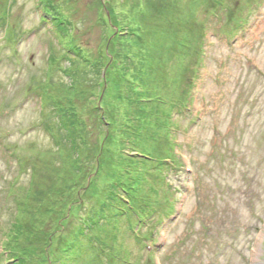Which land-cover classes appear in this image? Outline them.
<instances>
[{"label":"rangeland","instance_id":"obj_1","mask_svg":"<svg viewBox=\"0 0 264 264\" xmlns=\"http://www.w3.org/2000/svg\"><path fill=\"white\" fill-rule=\"evenodd\" d=\"M137 1L0 0V256L5 223L16 218L15 188L29 197L28 211L39 201L44 205L34 225L51 245L39 239L30 244L34 253L44 254L42 264H51L55 252L71 249L70 242H76L73 252L64 253L59 264H264V0H145L144 11ZM51 4L62 11L54 23L69 19L74 43L96 63L105 61L104 70L65 55L72 46L61 43L52 18L45 19L50 13L44 6ZM113 6L138 14L145 34L153 38L154 46L147 44L155 55L150 84L167 100L159 110L172 124L157 129L155 146L158 152L171 147L172 155L163 153L162 159L171 158L172 164L158 170L139 166L144 177L133 222L112 217L104 223L102 233L109 242L117 241L99 262L89 242L75 236L77 215L86 217L91 207L92 215L98 213L110 176L121 166V139L107 137L100 116L122 122L124 107L132 101L118 71L137 66L138 58L130 37L117 42L118 22L108 9ZM183 41L189 50L179 45ZM124 46L133 49L134 62L122 57L112 62L110 51ZM64 68L74 74L71 79L61 74ZM48 90V102L54 96L61 103L62 97L71 99L86 136L78 156L69 147L63 152L66 163L43 127ZM181 95L185 103L173 111L170 102ZM131 149L146 146L135 142ZM17 156L38 166L33 194L32 178L19 168ZM77 161L83 170H77ZM74 181L82 187L75 188ZM82 199L88 208L81 212ZM167 199L172 214L166 213ZM135 215L149 222L139 225ZM114 248L121 249L110 256Z\"/></svg>","mask_w":264,"mask_h":264},{"label":"trees","instance_id":"obj_2","mask_svg":"<svg viewBox=\"0 0 264 264\" xmlns=\"http://www.w3.org/2000/svg\"><path fill=\"white\" fill-rule=\"evenodd\" d=\"M145 5V0L137 1L138 9L141 11L145 10ZM44 9L50 13L49 15L46 14L47 17L45 19L52 18L53 28L55 33L57 32L56 34L61 38V43L66 46L69 44L72 46L68 48V52L65 53V55H67L68 58L76 60L78 63L92 67L90 69L94 71L100 69L104 70V66L106 64L105 61L100 60V62L96 63L79 45L74 43L73 37H70L69 34L71 27L69 19H66L64 23L59 21L54 23V18L62 17L61 8L51 4L44 6ZM108 9L110 16L114 17V19H117L118 22L116 23V30L118 32L117 42H123L128 37H130V40L135 44L137 49L138 58H136L137 66L129 68L123 66L118 71L120 79L124 80V83L130 90L128 100L132 101L129 103L130 109L128 106L124 107L126 114L123 116L122 122L120 121L121 123H118L115 120H108L106 114L100 116V120L103 122L104 127L108 128L107 137L112 138L113 136L119 135L118 137L121 139V142L117 143V147L119 149L118 152L122 158L121 166L117 167L110 176L112 182L106 187L104 193L102 194L103 197L98 205V213L92 215L93 210L91 207L89 208L90 210L86 217L83 215H77L79 226L75 236L80 237V239H84L86 242H89L94 256H99V262H101L104 257H107L103 254L108 251V246L111 243L117 241L112 239L111 242H109L108 235H104V232L102 233L104 223L108 222L110 219H112V217L118 220L123 219L126 222H133L132 216L135 213V206L140 199L139 192H141L142 186L140 178L144 177L142 168L140 167V169H138L139 166L147 163L155 166H153V170H158L168 165L165 160H171V158L162 159V154L165 153L167 156L172 155L169 152L171 147L165 152H158L155 146L159 142L157 129L159 130L162 127L169 129L172 127V124H167L166 121H164V117H167V119L169 118L168 114L165 111L159 110V108L167 107V100L160 93L161 91L159 89H154L150 84L151 75L153 74L151 69L153 68V63L155 64V55L152 53V51L150 52L151 48L149 49L147 44L151 43L152 45L153 38H148L145 34L146 25L142 22V20L137 18L138 14H134L130 10L119 9L116 6ZM58 11H61V13ZM104 20L105 19L102 18L101 22L106 26V20ZM64 37L70 38L71 40L66 43L64 41ZM179 45L185 50L190 49L186 41L179 42ZM124 49H126V51H124ZM124 49L123 51H110V53L114 55H112V62L116 61L119 63L121 57L125 58L128 62H134L135 56L134 53H132L133 49H130L126 46H124ZM59 51L62 52L63 49H59ZM182 55L185 56V53ZM116 57L118 59H116ZM50 61L54 65L57 63L55 57H50ZM60 71L63 77L65 75L71 79L74 76V74L70 72L69 68H64ZM100 86H102L101 82ZM49 90L43 94L44 98L42 105L43 109H46L47 111V116L44 120L43 127L44 131H46L54 141L53 142L51 140L53 146L55 148L57 147L56 149L59 147L61 148L59 151H57L58 158L60 161L66 163L67 154L66 158L62 157H64V153H67L68 147L72 148L71 150L73 151V155L75 154L78 156L81 153L80 144L84 143L86 136L84 134V128L82 127V124H80L78 121L80 114L70 105L71 99L62 97L64 99V103H61V98L54 96L50 97L49 99L51 100L48 102L47 97L49 95ZM183 103H185V99L181 95V98H177V101L172 103L170 102V107H172L173 111H175L177 107H182ZM101 109L102 108L100 107V112L103 110ZM43 112L45 111L42 110L41 114ZM116 130L117 133L115 132ZM67 142L68 144L66 145L64 151V146ZM135 142L144 144L146 149L144 151L131 149V145L135 144ZM131 150L133 152L127 153V151ZM17 158L19 168L23 167L25 171H29V176L32 178L29 191H31L33 194V189L36 188L35 179H37L39 174L38 166L35 167L33 165H29V162L25 156H17ZM77 164V170H83V164H80V161H77ZM77 181H74L73 185L76 186H74L75 188L79 189L82 187V185H80ZM11 191V197L15 201L16 218L11 223H5V233H2L4 239L2 240L3 253L2 256H0V264H4V262L10 260H12L11 262L14 264H42L44 261H46L44 254L41 253V255H39V253H34L31 250L32 248L30 247V244L34 242V239L35 241L39 239V244H42L46 241L44 240V234L40 236V232L37 235V232L39 231L36 225H34L37 224L36 221H34L36 219V217L34 219V216L40 213L38 207L42 206L43 209L44 205L41 203V201H39V205L33 208V210L35 209L34 211H28L29 197L24 198V195H22V192L19 191V189L13 188ZM108 196L109 198L107 199ZM124 196H126L128 199H125ZM30 199L31 201H38V199L33 197V195L30 196ZM111 199L113 200L111 201ZM61 202L63 203V201ZM66 202L67 200L63 203V205H66ZM165 203H168V209L166 213L172 214L174 212L173 206H170L168 199L165 201ZM78 206H80L81 212L86 211L88 208L87 201L82 199ZM49 209V212H53V209L55 208L53 207ZM59 213L62 215L65 214V209L59 210ZM21 214L22 216H20ZM137 216L138 215H135V217L138 218L139 225H141L140 223L149 222L145 221L144 218ZM20 217H23L24 220ZM44 232L46 233V230ZM47 237H50V235ZM46 242H48L47 246L51 245V240L48 238ZM75 243L76 242L69 243L71 245V249L69 247H65L62 252L61 250H59V252H55L56 255L54 256L51 264H59L64 253H72V247ZM120 249L121 248H114V250L111 251L109 255L111 256ZM60 253L62 254L60 255Z\"/></svg>","mask_w":264,"mask_h":264}]
</instances>
